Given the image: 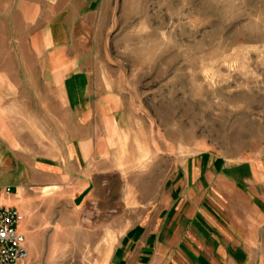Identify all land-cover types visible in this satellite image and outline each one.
I'll return each instance as SVG.
<instances>
[{"label":"rangeland","instance_id":"rangeland-1","mask_svg":"<svg viewBox=\"0 0 264 264\" xmlns=\"http://www.w3.org/2000/svg\"><path fill=\"white\" fill-rule=\"evenodd\" d=\"M112 110L118 128L102 121ZM0 137L25 147L15 163L60 169L56 189H0L22 215L26 264H105L143 212L122 203L149 204L185 160L237 171L258 203L264 0H0ZM97 169L96 197H77V173Z\"/></svg>","mask_w":264,"mask_h":264},{"label":"crops","instance_id":"crops-1","mask_svg":"<svg viewBox=\"0 0 264 264\" xmlns=\"http://www.w3.org/2000/svg\"><path fill=\"white\" fill-rule=\"evenodd\" d=\"M82 111L78 125L88 127L91 107ZM98 111L103 114L102 109ZM117 111L106 113L103 123L107 120L118 128ZM85 136L83 133L78 141L84 155L90 144ZM12 143L19 142L0 137V189L8 186L13 191L15 187L22 197L28 189L60 187L58 166L35 163L32 170L25 161L15 163L16 158L27 159V155L25 147L16 148ZM51 143L57 151V140ZM187 163L179 165L161 195L149 204L138 199L122 203L126 212H143L135 213V224L114 237L105 264H253L257 255L264 256V168L252 172L253 180H248L252 189L259 188L257 203L238 188L237 171L215 169L213 161L203 157ZM101 171L80 170L72 192L80 191L77 197L88 195L87 200H92L95 186L88 181Z\"/></svg>","mask_w":264,"mask_h":264},{"label":"built area","instance_id":"built-area-1","mask_svg":"<svg viewBox=\"0 0 264 264\" xmlns=\"http://www.w3.org/2000/svg\"><path fill=\"white\" fill-rule=\"evenodd\" d=\"M10 193V188L4 190V194ZM21 224L20 211L0 203V264H26L28 250Z\"/></svg>","mask_w":264,"mask_h":264}]
</instances>
